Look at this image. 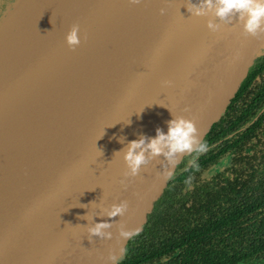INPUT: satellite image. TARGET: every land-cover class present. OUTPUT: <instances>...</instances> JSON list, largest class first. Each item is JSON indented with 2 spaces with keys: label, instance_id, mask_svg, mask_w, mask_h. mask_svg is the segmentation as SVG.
Segmentation results:
<instances>
[{
  "label": "water",
  "instance_id": "water-1",
  "mask_svg": "<svg viewBox=\"0 0 264 264\" xmlns=\"http://www.w3.org/2000/svg\"><path fill=\"white\" fill-rule=\"evenodd\" d=\"M218 3L74 0L48 25L34 23L0 68V128L51 89L58 95L17 134L3 136L0 264L125 262L186 160L264 57V20L250 34L246 12L221 17ZM73 25L80 42L69 47ZM177 117L194 125L192 149L171 159L145 152L130 173L128 141L166 131ZM114 206L122 211L109 216ZM98 223L107 227L92 233Z\"/></svg>",
  "mask_w": 264,
  "mask_h": 264
},
{
  "label": "trees",
  "instance_id": "trees-1",
  "mask_svg": "<svg viewBox=\"0 0 264 264\" xmlns=\"http://www.w3.org/2000/svg\"><path fill=\"white\" fill-rule=\"evenodd\" d=\"M261 97L247 108L242 93L232 99L121 264H264V172L247 179L240 156L216 171L230 151L241 154Z\"/></svg>",
  "mask_w": 264,
  "mask_h": 264
},
{
  "label": "clouds",
  "instance_id": "clouds-1",
  "mask_svg": "<svg viewBox=\"0 0 264 264\" xmlns=\"http://www.w3.org/2000/svg\"><path fill=\"white\" fill-rule=\"evenodd\" d=\"M232 11L246 12L247 19L244 29L250 34H255L261 26V21L264 20V0H219L216 8L218 16L223 17ZM65 42L69 47L80 42L78 26L73 25L70 28L65 36ZM194 132L192 122L182 117L170 119L167 122L166 131L157 128L152 137L146 138L144 135H140L139 138L128 141L126 150L123 151V160L130 173L135 174L146 160L145 152L149 155H163L165 158L171 159L177 153L191 150L196 142ZM199 147L200 150H203L205 145L201 144ZM122 207L114 206L109 212V216L120 213ZM104 227H107V224L98 223L90 231L98 234ZM122 235L128 236L129 233L123 232Z\"/></svg>",
  "mask_w": 264,
  "mask_h": 264
},
{
  "label": "bare ground",
  "instance_id": "bare-ground-1",
  "mask_svg": "<svg viewBox=\"0 0 264 264\" xmlns=\"http://www.w3.org/2000/svg\"><path fill=\"white\" fill-rule=\"evenodd\" d=\"M74 0H25V2L8 16L0 25V33L7 29L5 39L0 43V68L13 61L21 49L23 39H26L34 30V23L46 26L49 24L50 16L57 14L61 7L67 2ZM56 89H51L45 96L18 115L6 120L0 128V150L4 148L3 136L14 135L19 132L26 118L38 113L39 108L47 104L48 100L57 97Z\"/></svg>",
  "mask_w": 264,
  "mask_h": 264
},
{
  "label": "flooded vegetation",
  "instance_id": "flooded-vegetation-1",
  "mask_svg": "<svg viewBox=\"0 0 264 264\" xmlns=\"http://www.w3.org/2000/svg\"><path fill=\"white\" fill-rule=\"evenodd\" d=\"M2 2V0H0ZM264 59V57H263ZM263 59L261 60L259 70L257 73L247 82H250V85L244 86L242 95H244L245 107L251 103L252 99L255 97V94L258 91H262L263 97L258 98L254 101V104L258 103L261 105L264 102V63ZM246 84V83H245ZM256 123L254 129L251 128ZM244 135V142L242 145V152L230 151L227 154L229 162L234 163V157L237 156L243 160V168L247 174V179H252L253 176L259 171L264 172V105L259 109V111L243 126L241 129ZM237 132V131H236ZM234 160V161H233ZM239 160V159H237Z\"/></svg>",
  "mask_w": 264,
  "mask_h": 264
},
{
  "label": "rangeland",
  "instance_id": "rangeland-1",
  "mask_svg": "<svg viewBox=\"0 0 264 264\" xmlns=\"http://www.w3.org/2000/svg\"><path fill=\"white\" fill-rule=\"evenodd\" d=\"M16 2V0H2V2H0V21L4 19V17L6 16V14L8 13V11L12 8V6L14 5V3ZM25 2V0H22L21 2H19L14 10L11 13H13L14 11H16L23 3ZM10 14L8 16H10ZM7 16V17H8ZM228 159H225L220 166L217 168L216 171H220L223 165H226L228 163Z\"/></svg>",
  "mask_w": 264,
  "mask_h": 264
}]
</instances>
